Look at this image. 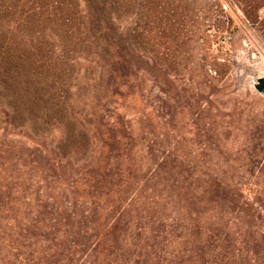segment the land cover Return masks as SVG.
Returning a JSON list of instances; mask_svg holds the SVG:
<instances>
[{
    "label": "trees",
    "instance_id": "1",
    "mask_svg": "<svg viewBox=\"0 0 264 264\" xmlns=\"http://www.w3.org/2000/svg\"><path fill=\"white\" fill-rule=\"evenodd\" d=\"M205 1L0 0V131L26 133L0 151L21 149L17 182L0 176V242L21 262L264 264V164L249 182L167 156L147 167L127 115L71 107L68 43L99 58L85 62L87 75L107 69L102 77L139 86L151 65L184 74L197 46L198 88L220 93L228 27L218 20L211 35L200 26ZM231 1L264 35V0ZM248 148L257 158L264 143Z\"/></svg>",
    "mask_w": 264,
    "mask_h": 264
},
{
    "label": "rangeland",
    "instance_id": "2",
    "mask_svg": "<svg viewBox=\"0 0 264 264\" xmlns=\"http://www.w3.org/2000/svg\"><path fill=\"white\" fill-rule=\"evenodd\" d=\"M202 6L200 26L211 35L218 20L227 22L228 30L220 36L224 52L218 55L215 51L219 61L229 65L226 76L218 83L220 93L208 87L205 92L198 88L203 72L197 46H193L184 74H166L151 65L139 86L138 81L129 78L102 77L107 69L102 73L103 69L96 67L87 75L85 62L99 58L89 55L85 45L79 51V47L68 43L70 61L74 60L76 66L69 92L71 107L78 112L101 108L106 114L116 111L127 115L141 147L142 163L147 167L167 156L178 159L184 170L235 173L249 182L264 164V151L255 158L248 148L264 143V130L258 128L264 120V95L255 88L258 78L264 77V35L251 27L231 0H206ZM84 103L89 105L84 107ZM226 124L231 128L229 135L224 130ZM23 131L22 127L0 131V151L5 141L20 147L22 135L26 134ZM59 133L55 129L46 135L50 141ZM7 150L6 155H0V176L14 184L19 154ZM3 223L8 225L6 219ZM7 241H11L9 236ZM14 254L0 242V264H24Z\"/></svg>",
    "mask_w": 264,
    "mask_h": 264
},
{
    "label": "water",
    "instance_id": "3",
    "mask_svg": "<svg viewBox=\"0 0 264 264\" xmlns=\"http://www.w3.org/2000/svg\"><path fill=\"white\" fill-rule=\"evenodd\" d=\"M255 88L259 93L264 95V77L258 78Z\"/></svg>",
    "mask_w": 264,
    "mask_h": 264
}]
</instances>
